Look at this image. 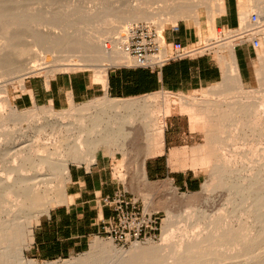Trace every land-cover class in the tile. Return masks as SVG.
Wrapping results in <instances>:
<instances>
[{
  "label": "bare ground",
  "instance_id": "1",
  "mask_svg": "<svg viewBox=\"0 0 264 264\" xmlns=\"http://www.w3.org/2000/svg\"><path fill=\"white\" fill-rule=\"evenodd\" d=\"M241 1L243 3H241L244 8L243 10H247L249 3L253 1L255 3L254 6L256 10L264 12V0ZM139 4L140 5L133 8L131 7L126 11L110 8L111 4H109V7L103 5L102 7L99 6V8L96 7V9L89 11L88 14L85 13L86 16H84L85 14H82L83 16L81 17H85V21L84 19H81V17L78 18V20H81V22L83 20V23L85 22V24L87 22L86 25H90V29L89 27L87 28V26H83V28L86 27V29H81V22L76 21L75 19L73 21L70 18H67L68 20H64L65 24L62 26V33L43 29L40 31L38 29L40 32L35 31L36 33L34 34L35 42H33V40L30 44L23 46L19 44V42L23 40V37L18 35L16 40L20 41H16V43L18 42L17 44L12 42L11 44L8 43L9 45L3 44L0 46V62L7 68H5L7 70L5 72L11 76L19 75L23 72L29 75L45 69L48 70V72L52 71L53 73L58 67L73 68L74 66H77L73 64V60H69L68 58L65 59L66 56H59L51 63L44 62V55L42 57L38 55L40 58L37 57L38 60L36 59L34 62H26L22 60L31 51H33L32 46L41 44L49 48H61V50L65 52H79L81 54L80 61L99 69L100 71L98 72L101 74L107 70L106 68H110L114 65L118 66L119 64L126 65L131 62L122 50L124 31L128 26L134 24H148L149 21L154 19L153 14H155L154 11L156 9L159 10L161 14L163 12L167 13L173 22H177L179 18H191L196 22V24H199L201 21L199 11L202 7H206L209 12V23L213 28L215 17L224 10V0H140ZM150 8L154 9V11L152 12ZM149 10L151 12H149ZM160 13L157 12V14ZM248 15L242 13L241 20L244 21L247 19ZM54 18L52 20L53 24L50 25L55 28V22H58L60 18L57 16V19L55 20L58 21H55ZM163 21L164 20L162 19L161 24L158 25L160 30V25L163 24ZM105 39L111 41L113 44L112 47H110L109 44L104 45ZM13 41H15V39ZM11 48L13 49L11 50ZM233 51V48L229 49V52L232 53V60H226L227 62L225 61L226 68L222 82V92H224H221L222 94L220 95H232L233 93L239 92L241 94L248 95L249 97H258L259 95L264 96V64L261 56H259L257 61L256 72L258 80L260 81L259 83L263 88L261 90L255 89L251 90V92H246V89L243 87L241 82V77ZM219 55L221 56V54ZM43 59L44 61L41 62ZM67 61L69 62L68 64L65 63ZM180 104L183 107L191 106L188 98H182ZM151 107L156 108V111L159 110L163 114V117L160 119L162 122L165 117L171 113V106L165 98H151L148 102H144L142 99L113 100L105 98L99 106H84L79 111L81 112L80 114L69 115V113L67 114L66 112L65 114L57 112L55 114L49 113L46 118L43 116L45 118L43 120L46 121L44 122L45 125H39L41 121L39 123L37 122L38 125H35V138H29L31 140H27V137L21 136L17 143H13V145H16L14 146L15 148L12 147L13 149L11 148V150L7 147L10 150L7 151L8 149H5L6 151H3L0 157V264H26L24 262L23 254V247L26 243L24 233L25 223L31 215H35L36 217L38 215L41 217L46 216L51 209V203L60 202L63 197L70 164L94 163L95 154L102 146L109 145L111 148H113V146L120 147L127 153V155L133 153L134 148L132 145L143 146L144 160L140 167L137 165L135 166L137 175H141L143 181H148L144 173L145 161L149 156L153 157L157 154H161L164 144V129L163 126L160 125L159 119L157 120L158 117L154 118V127L145 124V114L151 115V112L149 111ZM254 107L255 108L252 106V110L255 111V116L264 112V100L258 104L256 103V106ZM245 108H247V110L245 109L244 112L247 113L249 108ZM92 110L94 111L91 112ZM206 110L208 113L206 115L211 117L209 122L211 120V122H213L212 118H214V115L212 116L211 111L208 109L202 108V112L200 109L199 111L202 113L201 116H203V113L206 112ZM194 113L197 114L198 112ZM246 115L244 114V116ZM251 115L253 114H250V116ZM250 116H248V118ZM35 117L37 118L39 115H36ZM215 118L214 120L218 121L221 119V116L217 118L218 120ZM258 118L260 117L258 116ZM255 119H257V117H255ZM260 119H257L255 122L260 121ZM247 120L249 119H246V121ZM223 121L224 120L222 119L221 121L219 120V122ZM246 121H244L245 124H242V127L249 123V121L247 123ZM253 122L254 120L250 121V123L254 125ZM250 123L248 124V127H251L249 126L251 125ZM223 124L225 125H222L223 127L220 125L221 128L226 126L231 129L235 127L238 129V126H240L238 125L239 121L237 119L236 121L235 119L234 121H225ZM253 125L251 127L253 128V132L256 134L258 133V136L263 138L264 129H258L259 127H256L255 129V126ZM256 126L260 125L256 124ZM237 134H233L231 138H228L229 141H226L225 139L219 141L218 139L215 143L218 147L220 146L223 151V149H225L230 142H236L238 136H240ZM132 139L133 141L130 142L129 140ZM30 145H34V148L30 147ZM12 152L13 154H11ZM10 156L13 157L11 159L12 162H10L11 160L8 158ZM230 167L228 168V173L226 172L225 174H222L221 181H218V184H220L219 186H223L227 192V201H223L226 203H223V205H226L227 207H225L231 211H240L241 209H244L248 215L254 216L255 221L250 227L251 231L249 230L246 234L242 233L241 235L249 236L248 233H250L253 237V241L255 239H260L264 236V166H261L256 174L248 175L245 178H242V180L234 179L232 177L234 174V168ZM226 174L228 176L227 179L224 178ZM53 179L57 182V187H51L48 185L49 183H53L50 182L53 181ZM213 183H216V181ZM218 184L216 183L217 186ZM41 185L45 186L44 189L40 188ZM214 185L215 184H213V186ZM213 186H211V184H205V189L210 191ZM215 187L216 186H214V188ZM221 189L223 188L221 187ZM213 199L214 198L207 200V207L211 204V207L215 208V200ZM210 215L211 214L207 213L206 210H202L197 217L195 216V219H197V222L200 223L201 221L210 218ZM170 218L172 219V217ZM170 220L168 219L167 221L169 222H166L165 224V233L167 231L169 232L170 228L175 224V221L172 222L175 218L172 221ZM221 221H223V219ZM221 221H217V219H215V222ZM227 224H222V222L219 224L222 225L221 228H224L220 230L222 231L221 233L220 231L215 232L220 233L218 235H214L215 233L212 232L213 234L210 233L211 235H205L207 236L205 238H203V236L202 238H197L193 241H186L187 243L185 244L187 246L185 244L184 245L185 248H187L185 252H183V249L185 248L181 249L183 252L181 253L182 256L183 254L185 255V253L188 254L191 250L193 251L195 247H204V249H206L207 244L221 238L222 234H227L229 232L230 226L228 227ZM243 236L234 238L229 244L225 245L224 248L227 250L233 248L237 249L239 238L242 240ZM149 244L151 243L149 242ZM93 251L95 252V255H93L92 258L94 261L93 264H102V262H104L102 260L110 262L111 259H116L117 264H148L154 258L156 259L162 255L161 252L163 250L162 247L158 246H149L146 248L143 247L142 244H137L128 251V255L131 256L130 261H128V255L124 256V254L119 255L115 253V247L111 242L97 239L93 245ZM175 251H177V249ZM214 252L217 251L211 249L206 251L209 256H212ZM182 256L179 254L176 257L180 258ZM99 257H101L102 260L99 259ZM184 258H187L186 255ZM88 262L89 261H87L86 264H88ZM262 263L264 264V260H262ZM262 263L257 261L255 264ZM28 264H34V262H30ZM149 264H152V262Z\"/></svg>",
  "mask_w": 264,
  "mask_h": 264
},
{
  "label": "rangeland",
  "instance_id": "2",
  "mask_svg": "<svg viewBox=\"0 0 264 264\" xmlns=\"http://www.w3.org/2000/svg\"><path fill=\"white\" fill-rule=\"evenodd\" d=\"M240 1L241 0H239L241 14L244 13L248 15L254 11H257L254 6L255 3L253 1L249 3V7L247 8V10H243L244 9L242 7L243 3L242 1L241 2ZM139 2L140 0H0V46H2L3 44L9 45L12 42L16 43V41L19 42L20 40H16L18 35L23 37L22 38L23 40L19 42L21 46L30 44L34 40V34L36 32H40L41 29L62 33V26L65 24L64 20H68L67 18H70L73 21L75 19L76 21L81 22V20H78V18L83 16L82 14L85 13L88 14L89 11L96 9V7L99 8V6L102 7L103 5H105L109 7V4H111L110 8L126 11L131 7L133 8L140 5L141 3L139 4ZM150 10L152 12L154 11V9L152 8H150ZM150 10L149 12H151ZM156 10L154 11L155 14H153L154 19L152 18L153 20L149 21L148 24H144V25H151L153 27L158 28V25L161 24V20L163 19L164 20L163 24L160 25L161 30L163 31L164 29L172 28L175 26L179 27L182 22H188L189 20L193 21L191 18H179L177 22H173L171 20V17L167 13L163 12L161 14L159 10L157 11ZM157 12L160 13L161 16L160 14H157ZM199 12L201 17L206 12L208 13L209 16V12L206 7H202ZM86 14L84 16H86ZM57 16L58 18H60L59 21L55 20L57 19ZM53 18L55 21H58L55 22L54 25L55 28L50 25L53 24L52 21ZM84 18L81 17V19ZM81 23H82L81 25L79 24L80 28L86 29V27L83 28V26H87L86 25L87 22L85 24V22L83 23L82 20ZM88 27L89 29L91 28L90 25H88L87 28ZM38 29L40 31H38ZM158 30L160 29L158 28ZM215 31L216 29L211 26L209 35L214 36ZM14 39L15 41H13ZM33 42H35V40ZM106 44H109L110 47H112L113 45L111 41L105 39L104 45ZM12 49L13 48H11V50ZM32 50L33 51H31L27 56H25L22 59L23 61L34 62L36 61V59L38 60L37 57L40 58V56L42 57L44 55L45 61L43 59L41 62L44 61L51 63L52 61H55V59L59 56L61 57L66 56L65 59L68 58L69 60H73L72 61L73 64L77 66L76 67L74 66L73 68L58 67L57 68L58 71L54 69L56 71L53 73L52 71L48 72V70L45 69L29 75L23 72L20 73L19 75L11 76L5 72L7 71L6 70L7 68L4 67L5 65H2V63L0 62L1 64L0 65V157L3 151H6L8 148L10 149L12 147L15 148L14 146L16 145H13V143L14 142L17 143L20 140L21 136L27 137V140L29 138H35L36 137V135L34 136V134L36 133L35 125H38L40 121L41 122L39 123V125L41 124H42L41 126L45 125L44 122L46 121H44L43 119H45L49 113L55 114L57 112L60 114H65L66 112L67 114L69 113V115L80 114L81 112L79 111L84 106L96 107L97 105L99 106L105 100L104 98L80 105H72L70 108L65 109L63 111H53L40 107H34L27 110H18L17 108H15L11 101V94L13 91L17 92L21 90L24 82V78L27 76L38 75L40 73H44L46 75H53L56 72H60V71H76L82 69H91V70L100 71L99 69L91 65H87V63L85 62H81L80 61L81 54L76 51L65 52L61 50V48H49L41 44H36V46H32ZM262 56H264V54L261 55L264 64V58ZM219 60H220V56H219ZM65 63L68 64L69 62L67 61ZM121 65L119 64L118 66ZM116 66L117 65H114L112 67H116ZM259 82L260 81L258 80V85H256L253 88L250 89L245 88L246 92H251V90H255V89L261 90L263 87H261ZM222 89H223V85L221 83L214 87H211L208 90L193 92L186 95L160 92L158 94H154L152 96L142 99L144 102H148L149 99L151 98H165L171 106V114L180 113L182 115L188 116L185 117V119L186 121H190L191 130L193 132H196L191 142L196 146H197V142L202 144V146H200L197 151V159H198L197 168L201 167L204 170L206 177L205 184H211V186L215 184L214 186H216L215 188L213 186V188H211L212 190L210 189V191H208L205 189V184H204L202 189L199 190L198 192H185L182 190H178L175 187V185H173L172 182L170 181H153L148 178H147L148 181H143L141 175H137L136 166H135L137 165L140 167L144 160L143 146L132 145V147L134 148L133 153L130 155L125 154V157L123 155L124 161L122 162L119 161L118 162L119 164L117 163V166L115 168L116 176L119 177V179L125 183L129 195L139 200V205L141 208L151 213H158V215L163 219L162 235L153 241L142 243L143 247L146 248H148L149 246L162 247L163 250L161 252L162 255H160L156 259L154 258L151 261L152 264H255L257 261L262 263V260H264V236L260 239H255L253 241V237L251 236L250 233H248L249 236L241 235L242 233L246 234L250 230V227L253 225L255 221V217L248 215L244 209H241L240 211L239 210L231 211L228 208H226L227 206L223 205V203L224 204L226 203L223 201L227 199V192L223 186H219L220 184H218V181H221V175L225 174L226 172L228 173L229 170L228 168L230 167V165H231L230 168H234V174L232 175V177L234 179H239V180H242V178H245L248 175L256 174V172L259 171L261 166H264V137L260 138L258 136V133L256 134L255 132H253V128H251L253 124L250 123L251 120H254L253 126H255V129L256 127L257 128L259 127L258 129L261 128L264 129L263 127L264 124H262L264 123L263 121L264 118H262L264 117L263 116L264 112H261L259 115L255 116L254 115L255 111L252 110L253 108H255L254 106H256V103L258 104L259 102L264 100V96L259 95L257 97L252 95L254 97H249L248 95L241 94L239 92L233 93L232 95L221 96L220 94L224 92V91L222 92ZM182 98H188L189 102L191 103V106L183 107L180 104ZM245 107L249 108V111L247 113L244 112L245 109L247 110V108ZM202 108H206L209 111H211L212 116L214 115V118L218 116L215 119L221 116V119L224 121L219 122V120L221 121V119L219 120L217 119L218 121H216L214 120V118H212L213 122H211L212 120L209 122V119H211V117H209V115H206L208 114L207 110L206 112H204L206 116L204 115V113L203 116H201ZM200 109L201 112L199 111ZM93 111L94 110H92L91 112ZM149 111L151 112V115L145 114L146 116L145 121L150 117L151 119H148L147 122L150 123L151 127L152 126L154 127L153 123L155 121L154 118L156 117H158L157 120L159 119L160 125L163 126L164 123V126L166 127L168 119L167 118L164 119L163 122L160 121V119L163 117V114L159 110L156 111V108L151 107ZM194 112H198V113L196 114ZM249 112L250 114L253 115L250 116ZM244 114L245 115L248 114V115L244 116ZM36 115H39V117L36 118L35 117ZM193 115L197 117L195 118ZM248 116H250L252 119L250 117L248 118ZM254 116L257 117L258 120L261 118L260 121L255 122L257 119H255ZM258 116L260 118H258ZM234 119L235 121L236 119L239 121L238 125L240 126H238V129L236 127L231 129L226 126L224 128H221L223 127L222 125H225L223 124L225 121L227 122H229L230 120L234 121ZM246 119L249 120L246 121ZM244 121H246V123L249 121V123L251 124L249 126L251 127H248L249 123L245 125L246 127L245 126L242 127V124L243 125L245 124ZM35 122L38 123L36 124ZM256 124L260 126H256ZM197 131L199 132L198 137H197ZM233 134L234 135L237 134L240 136H238L236 142L234 141L235 143L232 142H230V144L227 143L228 145L222 151L220 146L218 147L215 142H217L218 139L219 141L223 139L229 141L228 138H231ZM129 141L131 142L133 141V139ZM30 147L34 148V145H30ZM10 149H8L7 151H9ZM115 151H120V150L116 148ZM13 152L11 154H13ZM11 156L8 157L10 158V160L13 158ZM10 162H12V160ZM77 164H81V163H77ZM216 176L217 177L219 176L220 178L219 177L217 178ZM224 178L225 179L228 178L227 174ZM214 180L216 181L218 186L216 185V183H213L215 182ZM50 182L53 183H49L48 184L49 186L57 187V182L54 181V179L53 181ZM44 187H45L44 185L40 186V188L42 189H44ZM221 187L223 189H221ZM212 198H214L213 200H215V206H214L215 208H212L211 204L209 205V207L206 206L207 200L208 199L210 200ZM51 204L53 205L54 202H52ZM202 210H206L207 213L211 214L212 216L210 215V218L205 219L204 221H201L199 223L195 218L201 213ZM169 215L170 217H172V219L169 217ZM173 217L175 218V220H173L174 219ZM42 218L43 217L39 215L37 217L35 215H31L28 221L24 225L26 243L23 247V254H24V262L26 264L30 262H34V264H76V263L86 264L87 261H89L88 264L89 263L93 264L94 261L92 260V258L93 255H95V252L93 251V245L96 242V240L100 239L102 241L111 242L106 238V235H99V237H97L93 241L90 249L87 250L85 253H81L79 255H74L70 258L62 259L59 261H52V262H42V261L34 260L28 256L26 250L30 245L32 231L35 225ZM214 218L217 219V221L219 220L221 221L223 219V221H221L222 224L228 223L227 224L228 227L230 226V229L228 228L229 232L227 234L226 233L222 234L221 238H218L212 241L211 243L207 244L206 249H204V247H199V248L195 247L193 251L191 250L192 252L190 251L188 254L185 253L187 258H184L185 255L183 254L184 256L183 257L181 253L186 251L187 247L185 248L186 245L185 243L191 240L193 241L197 238H202L203 236H204L203 238H205L208 235H211L210 233L212 232L215 233L216 231L218 232L224 228V227L221 228L222 225H219L221 224V222H215ZM168 219L169 220L171 219L170 221L173 220L172 222L175 221L174 222L175 224L174 226L172 225L173 227L170 228L171 231L169 230V232L167 231L165 233L164 227L166 228L165 224L166 222H169L167 221ZM221 232L222 231H220V233ZM220 233H215L214 235H218ZM238 236L239 237L243 236V237L242 240H240L239 238V241L237 243V249L233 248L227 250L224 248L225 245L229 244L234 238H237ZM149 242L151 244H149ZM112 245L115 247V253L119 255L124 254V256H127L128 251L133 247L132 246L130 248L124 249L116 246L113 243ZM182 248H185L183 249L184 250L183 252L181 250ZM176 249L177 251H175ZM210 249L216 250L217 252H214L212 256H209L206 253V251ZM178 250L180 253L178 252ZM178 253L184 259L182 257L180 258L176 257L179 255ZM127 257H129L127 258V260L130 261L131 256L128 255ZM99 259H101V257H99ZM102 261H104L102 262V264H117L116 259L115 260L111 259L110 262L105 260Z\"/></svg>",
  "mask_w": 264,
  "mask_h": 264
},
{
  "label": "crops",
  "instance_id": "3",
  "mask_svg": "<svg viewBox=\"0 0 264 264\" xmlns=\"http://www.w3.org/2000/svg\"><path fill=\"white\" fill-rule=\"evenodd\" d=\"M208 19L206 12L201 17V24L189 20L182 22L178 31L164 29L165 39L189 45L205 38L210 34ZM240 19L239 0H224V10L215 17L214 28L237 27ZM233 52L243 87L250 89L258 85L257 61L264 54V48L254 51L250 45H245ZM231 55L224 51L221 56L185 59L157 71L121 65L110 67L102 75L91 69L60 71L53 75L40 73L25 77L21 90L12 92L11 101L18 110L40 107L63 111L72 105L104 98L135 100L160 92L186 95L222 83L225 61H231ZM170 114L165 117L168 119L166 127L163 123L162 152L146 159L145 177L153 181H170L185 192H198L206 182L204 170L197 168V151L202 144H192L196 132L191 130L190 121H186L188 116ZM147 120L145 124L150 125ZM125 154L120 147L104 145L97 150L94 163L70 164L61 201L54 202L49 213L32 231L26 250L29 257L52 262L90 249L105 223L114 217L112 208L103 204V198L126 189L125 183L115 174L117 163L124 161Z\"/></svg>",
  "mask_w": 264,
  "mask_h": 264
},
{
  "label": "built area",
  "instance_id": "4",
  "mask_svg": "<svg viewBox=\"0 0 264 264\" xmlns=\"http://www.w3.org/2000/svg\"><path fill=\"white\" fill-rule=\"evenodd\" d=\"M178 29L172 27L173 31ZM245 45L254 51L264 48V12L254 11L244 21L240 19L237 27L217 28L214 36L207 35L189 45L167 41L164 30L134 24L124 31L122 50L131 62L123 66L157 71L172 62L218 55ZM102 202L112 208L114 217L105 223L101 235L116 246L130 248L162 235L163 219L158 213L141 208L139 200L131 197L127 189L104 197Z\"/></svg>",
  "mask_w": 264,
  "mask_h": 264
}]
</instances>
